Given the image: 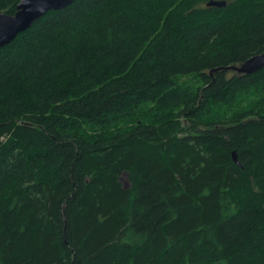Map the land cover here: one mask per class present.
<instances>
[{"label":"trees","instance_id":"16d2710c","mask_svg":"<svg viewBox=\"0 0 264 264\" xmlns=\"http://www.w3.org/2000/svg\"><path fill=\"white\" fill-rule=\"evenodd\" d=\"M263 53L264 0H73L0 48V264H264Z\"/></svg>","mask_w":264,"mask_h":264},{"label":"water","instance_id":"95a60500","mask_svg":"<svg viewBox=\"0 0 264 264\" xmlns=\"http://www.w3.org/2000/svg\"><path fill=\"white\" fill-rule=\"evenodd\" d=\"M73 0H20L13 15L0 13V48L9 44L15 36L27 30L32 23L38 20L49 10L62 9ZM209 6L223 7V2L211 1ZM264 67V53L251 57L239 66L230 67L240 74H252ZM236 153L232 159L236 163Z\"/></svg>","mask_w":264,"mask_h":264},{"label":"rangeland","instance_id":"374dc122","mask_svg":"<svg viewBox=\"0 0 264 264\" xmlns=\"http://www.w3.org/2000/svg\"><path fill=\"white\" fill-rule=\"evenodd\" d=\"M123 183L126 184V180H125V178H123Z\"/></svg>","mask_w":264,"mask_h":264}]
</instances>
